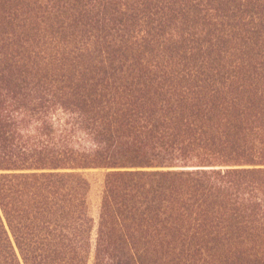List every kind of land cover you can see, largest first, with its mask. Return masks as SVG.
<instances>
[{"label":"trees","instance_id":"16d2710c","mask_svg":"<svg viewBox=\"0 0 264 264\" xmlns=\"http://www.w3.org/2000/svg\"><path fill=\"white\" fill-rule=\"evenodd\" d=\"M0 264H264V0H0Z\"/></svg>","mask_w":264,"mask_h":264}]
</instances>
